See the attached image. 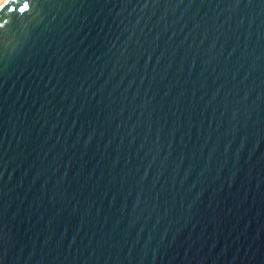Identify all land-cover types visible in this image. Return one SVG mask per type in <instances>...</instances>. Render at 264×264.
<instances>
[{"label": "water", "instance_id": "obj_1", "mask_svg": "<svg viewBox=\"0 0 264 264\" xmlns=\"http://www.w3.org/2000/svg\"><path fill=\"white\" fill-rule=\"evenodd\" d=\"M0 264H264V0H2Z\"/></svg>", "mask_w": 264, "mask_h": 264}, {"label": "bare ground", "instance_id": "obj_2", "mask_svg": "<svg viewBox=\"0 0 264 264\" xmlns=\"http://www.w3.org/2000/svg\"><path fill=\"white\" fill-rule=\"evenodd\" d=\"M2 0H0V2H1Z\"/></svg>", "mask_w": 264, "mask_h": 264}]
</instances>
